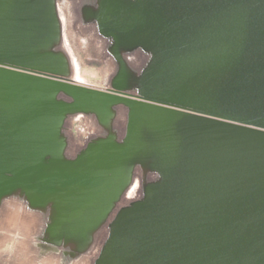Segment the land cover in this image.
Here are the masks:
<instances>
[{"label":"water","instance_id":"water-1","mask_svg":"<svg viewBox=\"0 0 264 264\" xmlns=\"http://www.w3.org/2000/svg\"><path fill=\"white\" fill-rule=\"evenodd\" d=\"M64 6L101 86L74 79ZM3 248L264 264V0H0Z\"/></svg>","mask_w":264,"mask_h":264},{"label":"rangeland","instance_id":"rangeland-1","mask_svg":"<svg viewBox=\"0 0 264 264\" xmlns=\"http://www.w3.org/2000/svg\"><path fill=\"white\" fill-rule=\"evenodd\" d=\"M72 30V29H71ZM73 32V31H72ZM75 34V32H74ZM76 41L74 45L79 48L80 70L86 82L90 85L101 86L104 83L106 76L105 64L99 59L98 52L94 44L83 42L76 34ZM80 137L84 136L81 131L78 132Z\"/></svg>","mask_w":264,"mask_h":264},{"label":"bare ground","instance_id":"bare-ground-1","mask_svg":"<svg viewBox=\"0 0 264 264\" xmlns=\"http://www.w3.org/2000/svg\"><path fill=\"white\" fill-rule=\"evenodd\" d=\"M63 13H64L65 27H66L65 28L66 29L65 34H66L67 48L69 49V52H70L72 60H73L74 68H75L74 79L80 83L88 84L86 82L85 78L83 77V75L79 72V70H80V60H79L80 57H79V53H77L79 51V48L74 45V43L76 41V37H75L74 31L71 30L72 28L70 25V18H69V14H68V11L66 9V6H64V8H63ZM95 49H97L96 46H95ZM96 51L98 52V50H96Z\"/></svg>","mask_w":264,"mask_h":264},{"label":"flooded vegetation","instance_id":"flooded-vegetation-1","mask_svg":"<svg viewBox=\"0 0 264 264\" xmlns=\"http://www.w3.org/2000/svg\"><path fill=\"white\" fill-rule=\"evenodd\" d=\"M20 250L3 248L0 250V264H25Z\"/></svg>","mask_w":264,"mask_h":264}]
</instances>
